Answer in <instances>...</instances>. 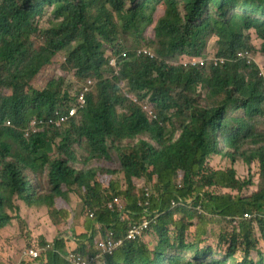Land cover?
Returning a JSON list of instances; mask_svg holds the SVG:
<instances>
[{
  "label": "trees",
  "instance_id": "trees-1",
  "mask_svg": "<svg viewBox=\"0 0 264 264\" xmlns=\"http://www.w3.org/2000/svg\"><path fill=\"white\" fill-rule=\"evenodd\" d=\"M244 52L264 60V0H0V231L43 215L75 249L41 239L32 262L67 264L147 207L100 264H264V77Z\"/></svg>",
  "mask_w": 264,
  "mask_h": 264
},
{
  "label": "rangeland",
  "instance_id": "rangeland-1",
  "mask_svg": "<svg viewBox=\"0 0 264 264\" xmlns=\"http://www.w3.org/2000/svg\"><path fill=\"white\" fill-rule=\"evenodd\" d=\"M159 13H156V17ZM126 50L130 51L129 53H134L139 50H144L149 52L148 49L144 47V44H141L140 47L134 51H131L129 44H123ZM251 63L255 64L259 69L260 74L264 77V60L258 55H253L248 53ZM213 53L210 52L207 54L208 59H211ZM115 57V56H114ZM200 67V66H198ZM65 78V87L69 86V82L74 83L73 79H70L68 75H64ZM79 83V82H77ZM76 83V84H77ZM74 83V87L76 86ZM91 86H94V82L89 81ZM80 85V84H78ZM210 167L213 169H218L220 167H224L222 163L215 161L214 163L210 164ZM234 169L237 172V175L243 177L247 169L245 166L241 164H237L234 166ZM23 218L27 219L19 222L14 221L12 226L7 227L0 231V264H20L21 259L23 261L22 264H33L31 259L23 260L22 255L25 250L28 248L31 249L32 247L38 245L41 242V239L45 241V243H51L55 237L58 239H66L67 241L72 242L71 232L68 229L62 231L60 234H56V230L52 229L50 226L51 224L46 220V218L42 215L39 218L33 215L32 211L27 213H23ZM40 248H45L46 246H40ZM36 248V247H35ZM28 249V250H29ZM72 249V248H71ZM224 247L222 248V251ZM252 258L255 260V253H252Z\"/></svg>",
  "mask_w": 264,
  "mask_h": 264
},
{
  "label": "built area",
  "instance_id": "built-area-1",
  "mask_svg": "<svg viewBox=\"0 0 264 264\" xmlns=\"http://www.w3.org/2000/svg\"><path fill=\"white\" fill-rule=\"evenodd\" d=\"M138 55H145L148 56L150 58H152L151 54H149L146 51H141L138 52ZM236 60H245L247 61V63H249L250 58L244 54H239L236 57ZM211 63L213 64V66H217L218 64H222V60H211ZM111 66H114V62H111L110 64ZM204 65V61L203 60H199L197 62L195 61H191V62H187V63H183L182 67L186 68V67H195V66H200L202 67ZM88 86H90L89 82L86 83ZM85 91H87V89H85ZM83 101L80 103L79 107L76 109H72L69 113V117L75 115L79 110H81L82 106H83ZM66 117L62 118L60 121H54V120H49L47 122L44 121H33L32 125H31V130L41 127V126H53L55 128H58L60 126V123L62 121H65ZM7 127H11V124L8 123ZM30 131L27 132L26 136L28 138ZM144 197L147 198L148 197V192L146 190H144ZM189 203L190 202H183L180 199L177 200H173L170 203V207L171 209L177 208V207H184V208H189ZM144 206H149V203H145ZM148 208L145 207L143 209V213L147 214V218H143L141 220L140 223L135 224L133 226H131V228L128 230L127 235L122 239V240H118V241H114L112 238V234L108 233L104 239L99 243V252L95 257L92 258H85L82 255H80L79 253H69L68 255L62 256L65 261L67 262V264H94L95 261L99 260V259H103L105 256L111 255L115 249H117V247H119L121 245V243L125 240H134L136 238L141 237L147 230L148 227L150 226L151 223H153L155 221V219L157 218V214H150L148 213ZM196 210H199V207H197ZM200 212V210H199ZM253 216L250 214H244L242 219L243 220H250L252 219ZM237 222V219H234L233 224H235ZM50 248L49 245H46V247L44 248H31V249H27L24 251L23 255L21 258H23V260H27V259H31L36 260L40 257V255H42V253L46 252L48 249ZM23 261L21 259L20 264H22Z\"/></svg>",
  "mask_w": 264,
  "mask_h": 264
},
{
  "label": "clouds",
  "instance_id": "clouds-1",
  "mask_svg": "<svg viewBox=\"0 0 264 264\" xmlns=\"http://www.w3.org/2000/svg\"><path fill=\"white\" fill-rule=\"evenodd\" d=\"M141 51H144V50H139V51H136L135 52V54L137 55V56H140V55H138V52H141ZM149 53V52H148ZM150 54V53H149ZM239 54H242V55H244V54H246L248 57H249V55H248V53H246V52H244V53H239ZM239 54H237V55H239ZM237 55H236V57H237ZM142 56H145V55H142ZM145 57H148V56H145ZM236 57H235V61H239V60H236ZM148 58H150V57H148ZM250 58V57H249ZM117 60H118V58L117 57H112V58H110V60H109V62H108V65H109V67L115 72V74L118 72V68H117V66H116V64H117ZM201 60H203L204 61V64L205 63H211V60H214V58L213 59H208V58H203V59H201ZM217 60H220V59H217ZM240 61H245V60H240ZM111 62H114V66H111L110 64H111ZM222 62H224V61H222ZM246 62V64H249V63H251V60L249 61V63H247V61H245ZM253 64V63H252ZM218 65H220V64H218ZM182 66V65H181ZM214 67H216V66H214ZM184 68V67H183ZM261 75V74H260ZM262 76V75H261ZM89 81H87L86 83H88ZM90 87H91V85H90ZM80 111V110H79ZM64 118V117H63ZM51 120H54V121H59L57 118H53V119H51ZM35 121V120H34ZM37 121V120H36ZM47 121H49V120H46V122ZM61 124V123H60ZM32 125V124H31ZM12 126V125H11ZM46 126H48V125H46ZM42 127V126H41ZM50 127H53V126H50ZM60 127V126H59ZM58 127V128H59ZM7 128H10V127H7ZM38 128H40V127H38ZM55 128V127H54ZM36 129V128H35ZM57 129V128H56ZM177 199H179V198H177ZM181 200V199H180ZM173 201V200H172ZM182 201V200H181ZM184 202V201H183ZM187 202H190V201H187ZM187 202H185V203H187ZM197 207H199V206H197ZM197 207H193L192 205H191V203H189V208H186V209H191V210H194V211H196L198 214H201L202 213V211L200 210V207H199V210H200V212H199V210H196L197 209ZM178 208V207H177ZM184 208V207H183ZM46 245H49V244H46ZM45 245V246H46ZM42 254H44V253H42ZM80 254V253H79ZM98 254V253H97ZM80 255H82V254H80ZM61 257L62 256H64V255H60ZM83 256V255H82ZM83 257H85V258H92V257H90V256H83ZM93 257H95V256H93ZM101 260H103V259H99V260H97V261H95L94 262V264H100V261ZM35 261V260H34Z\"/></svg>",
  "mask_w": 264,
  "mask_h": 264
},
{
  "label": "crops",
  "instance_id": "crops-1",
  "mask_svg": "<svg viewBox=\"0 0 264 264\" xmlns=\"http://www.w3.org/2000/svg\"><path fill=\"white\" fill-rule=\"evenodd\" d=\"M94 232H95V230H94ZM94 235H95V237H98V235H97L96 232L94 233ZM72 242H73V241H72ZM65 247H66V250H73V249H75L74 243H71V242H69V241H66V245H65ZM71 248H72V249H71Z\"/></svg>",
  "mask_w": 264,
  "mask_h": 264
}]
</instances>
